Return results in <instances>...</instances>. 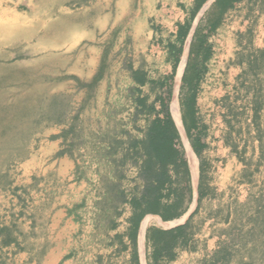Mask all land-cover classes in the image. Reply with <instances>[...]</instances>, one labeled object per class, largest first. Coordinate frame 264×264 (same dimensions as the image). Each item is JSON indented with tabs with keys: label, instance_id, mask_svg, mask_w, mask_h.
I'll list each match as a JSON object with an SVG mask.
<instances>
[{
	"label": "crops",
	"instance_id": "obj_1",
	"mask_svg": "<svg viewBox=\"0 0 264 264\" xmlns=\"http://www.w3.org/2000/svg\"><path fill=\"white\" fill-rule=\"evenodd\" d=\"M41 1L0 0V6L9 4V10L3 12L27 20L24 27L30 21L28 17H33L34 25L42 23L40 28H44L46 20H56L58 10L55 11L54 5L40 6ZM252 1L241 0L228 11L221 27L209 38L212 57L206 64L197 96L198 128L205 143L198 158L186 140L184 147L180 113L178 121L172 115L180 128L187 157L192 194L189 206L181 217L169 222H162L157 216L144 217L134 246L128 237L130 206L121 203L119 214L109 220L108 227L107 213L102 208L106 198L103 176L111 165L101 156L109 142H123L124 146L125 139L114 136L104 143L82 141L81 146L75 144L72 135L63 140L62 133L69 127L71 117L66 111L64 122L58 123L56 106L51 105V99L59 95L56 48H44L35 55L42 70V85L37 97L39 103L29 107L36 111L34 117L24 113L15 117L16 113H12L4 124V128L12 127L9 132L18 128V135L13 134L18 144L7 153L11 158L0 169L4 188L2 207L7 210L0 223L4 234L0 235V245L2 252L12 259L7 261H11L9 264H147L146 230L150 227L171 230L184 225L191 215L190 240L184 247H178L174 260L166 264H206L225 252L228 253L226 264H264V84L254 85L260 78L264 83V70L259 69L264 64V36L256 41L253 36L244 39L242 34L253 13ZM257 15L260 19H256L253 30H262L260 22L264 13ZM78 39L72 41V49L82 43L83 38ZM174 40L172 37L170 42ZM103 49L91 74L74 76L89 82L97 72ZM164 53L165 62L170 65L166 61V48ZM184 60L185 56L177 69L175 93ZM107 81L104 77L95 95L109 90ZM220 93L239 96L237 110L245 116L232 120L227 115L231 106L221 108ZM175 101L176 95L170 106L171 114ZM254 103L259 104L256 118ZM94 104L89 102L84 110ZM4 128L2 131L7 133ZM13 161L15 166L10 168ZM28 202L30 215L25 212ZM122 222L125 226L121 227ZM6 232L11 241L2 246ZM125 238L130 241V253L126 251ZM0 264L5 263L0 260Z\"/></svg>",
	"mask_w": 264,
	"mask_h": 264
},
{
	"label": "rangeland",
	"instance_id": "obj_2",
	"mask_svg": "<svg viewBox=\"0 0 264 264\" xmlns=\"http://www.w3.org/2000/svg\"><path fill=\"white\" fill-rule=\"evenodd\" d=\"M85 1L42 0L39 4L42 7L49 5L56 7L58 5L55 9V11L58 10L55 16L56 20L51 22L46 20L47 23L45 22L44 28H40L42 23L34 25L33 17H28L30 21L27 22V27H24L27 20L3 12L5 9L9 10V4L0 6V80L4 79L3 82L0 81V169L5 168L4 162L7 153L15 144L13 134L14 132L18 133V128H14V132H3L4 124L11 118L12 113L19 110L25 111V108H28V112L31 113L30 116L34 117L36 111L33 107H29L37 106L39 103L37 97L42 85V70L39 69V63L35 61L37 59L35 55L43 51L44 48H56L54 53L57 54L56 70L59 78L61 76H74V74L88 75L93 72L96 66V58L106 43L110 41L111 34L116 29H118V33L107 57L108 69L105 74L109 90L104 93L100 87L101 92L96 93L94 99L91 100L95 102L93 107L87 108L81 113L80 121L82 122L80 128L77 129L79 136L74 137L75 144L81 146L82 141L93 144L94 140L96 143H104L106 140H111L112 137L117 136L125 139L124 142L127 145L130 140L143 136L146 124L151 117L136 113L132 109L134 106L131 101L126 97L130 83L128 66L131 65L133 69L142 66L149 78L153 80L167 76L171 72V66L167 65L164 59L166 42L172 40L171 36L174 35L176 25L185 18L186 14L179 6L183 5L189 9L192 0ZM56 3L58 4L56 5ZM251 3L253 13H251V18L247 20L242 34L244 39L253 36L254 40L257 41L264 36L262 35L264 33V19L260 22L262 30H253V28L256 19H260L257 12L264 13V0H253ZM4 18L8 21L2 22L1 20ZM230 21L231 18L229 17ZM116 26L120 28H115ZM78 38H83L82 43L77 48L72 49V41ZM53 42L56 44L53 45ZM19 58L20 60H18ZM18 61L20 62L19 65L15 63ZM259 69L260 71L264 70V64ZM177 78L178 70L176 80ZM254 83L256 87L264 84L261 78ZM58 84L59 95L68 99L66 111L68 116L72 117L84 97V92L77 90L72 81L62 84V81L58 80ZM175 88L176 84L173 90L174 96L177 94L178 104V91L175 93ZM141 92L143 95H149V102L152 101L153 95L149 93L146 87L141 88ZM229 96L218 94L222 106L220 107L227 109V106H231L227 115L230 114L234 121L244 117L245 114L241 115L237 110V102L240 97L236 94ZM8 104L15 107L11 108ZM108 113L111 114L110 117L107 116ZM205 115L203 114V116ZM254 132L256 133V130ZM182 140L185 146L183 135ZM125 147L124 151L119 149L120 155L125 154ZM133 164L136 163L128 159L123 168L126 175L123 189L127 194L130 193L129 186L133 183V179L128 173V167ZM13 166H15L14 161L9 167L13 168ZM1 180L0 177V223L3 222L7 211L2 207L4 188L1 187ZM15 204H17L16 200ZM29 206V202L25 204V207H28L25 209L28 215L32 213ZM198 220H202V218ZM9 259H11L10 256L2 252L0 245L1 262L9 264L11 262H7Z\"/></svg>",
	"mask_w": 264,
	"mask_h": 264
},
{
	"label": "trees",
	"instance_id": "obj_3",
	"mask_svg": "<svg viewBox=\"0 0 264 264\" xmlns=\"http://www.w3.org/2000/svg\"><path fill=\"white\" fill-rule=\"evenodd\" d=\"M207 1L193 0L189 9L183 5L179 6L186 13V17L182 23L176 25V32L172 36L175 38L174 42L169 40L166 45L168 54L166 61L171 65L169 75L153 80L149 78L142 66L136 69H133L131 65L128 66L130 86L126 97L131 101L136 113L144 114L152 119L148 120L141 139L130 140L124 146L122 142H109L108 147L103 150L101 157L111 166H108L110 168L103 176L106 198L102 208L107 213L106 224L108 227L109 220L119 214L117 209L121 203H127L130 206L128 237L133 246L136 243L137 232L144 217L147 215L157 216L162 222L177 219L186 212L192 197L187 157L180 133L170 114V103L185 43L195 18ZM240 1L214 0L197 21L188 45L186 62L178 88V106L186 140L197 158L205 148L204 137L198 128L200 119L197 110V96L200 82L207 70L206 64L212 57L209 38L221 27L228 11L236 8ZM117 33L118 29L112 32L110 41L103 49L97 72L89 82H82L75 76H64L58 79L60 81L70 80L75 84L77 90H85L81 104L70 119L69 127L62 133L63 140L69 135L79 136L77 133L81 124L79 118L87 104L94 99L95 89L105 77L108 69L107 57L116 40ZM0 81L3 82L4 79ZM144 87L153 95L151 102H149L150 96L143 95L141 92V88ZM254 104L253 117L256 118L259 104ZM51 105L56 106L57 122H64L67 115L68 99L63 95H58L51 99ZM51 111L52 114H55L52 108ZM18 112H15V117H20L23 113L31 114L28 110H19ZM107 116L110 117L111 114L108 113ZM11 128V126H7L4 129L10 131ZM17 144L18 142L12 147H16ZM124 147L126 148L125 154L120 155L119 149L124 151ZM10 158V156H6L5 162ZM128 159L136 163L133 165H137L138 162V182L129 194L123 189L126 179L123 168ZM201 195L199 189V197ZM191 218L192 215L184 225L171 230L164 231L151 227L146 230L145 240L149 245V252L146 254L147 264H166L174 260L175 250L178 247H184L193 234ZM2 234L3 231L0 230V235ZM10 241V235L6 232L2 246L8 245ZM136 257L135 251L133 259L135 260ZM227 257L228 253L225 252L220 258L213 259L206 264H226Z\"/></svg>",
	"mask_w": 264,
	"mask_h": 264
},
{
	"label": "water",
	"instance_id": "obj_4",
	"mask_svg": "<svg viewBox=\"0 0 264 264\" xmlns=\"http://www.w3.org/2000/svg\"><path fill=\"white\" fill-rule=\"evenodd\" d=\"M210 0H208L206 3H205V5L209 2ZM214 0H212L207 6H203V8L200 10V12L198 13V15H197V17L195 18V21H194V23H193V26H192V28H191V31H190V34H189V36H188V39H187V41H186V43H185V47H184V52H183V54H182V59H181V61H180V63L182 62V60H183V57L185 56V60H184V66H185V62H186V57H187V52H188V45H189V42H190V39H191V36H192V33H193V31H194V28H195V26H196V24H197V21L199 20V18L201 17V15L203 14V12L206 10V8L213 2ZM187 44V45H186ZM180 63H179V66H180ZM179 66H178V68H179ZM184 66H183V69H184ZM183 69H182V72H183ZM182 72H181V75H180V78H181V76H182ZM180 78H179V82H178V88H179V85H180ZM177 83V80L175 79V83H174V86H175V84ZM174 86H173V89H174ZM178 88H177V91H178ZM177 93V92H176ZM177 95V94H176ZM174 96V90H173V95H172V97ZM171 106V105H170ZM170 114H171V110H170ZM171 116H172V114H171ZM173 118V117H172ZM175 122V121H174ZM175 125H176V127L178 128V130H179V132L181 133V131H180V128L177 126V124L175 123ZM180 125H181V120H180ZM181 129H182V132H183V135H184V138H185V140H186V137H185V134H184V131H183V128H182V125H181ZM181 136H182V134H181ZM187 141V140H186ZM185 147V146H184Z\"/></svg>",
	"mask_w": 264,
	"mask_h": 264
},
{
	"label": "built area",
	"instance_id": "obj_5",
	"mask_svg": "<svg viewBox=\"0 0 264 264\" xmlns=\"http://www.w3.org/2000/svg\"><path fill=\"white\" fill-rule=\"evenodd\" d=\"M133 110H134V107L132 108ZM129 127V126H128ZM142 138V136H140L139 138H137V140L138 139H141ZM81 154H82V156H83V152L81 151ZM138 165V164H137ZM137 165H130V167H128V173H129V175H131V177H132V179H133V183H131L130 184V189H132L136 184H137V182H138V166ZM131 191V190H130ZM164 203L166 202L165 200L163 201ZM125 205H128L127 203L125 204ZM123 226L124 225V223L122 222L121 224H120V226ZM121 226V227H122ZM125 226V225H124ZM125 244H126V247H127V249H126V251L128 252V253H130V241L127 239V238H125ZM127 253V254H128Z\"/></svg>",
	"mask_w": 264,
	"mask_h": 264
},
{
	"label": "bare ground",
	"instance_id": "obj_6",
	"mask_svg": "<svg viewBox=\"0 0 264 264\" xmlns=\"http://www.w3.org/2000/svg\"><path fill=\"white\" fill-rule=\"evenodd\" d=\"M15 2V1H14ZM25 2V1H24ZM38 2V1H37ZM16 4H17V2H16ZM58 3H56V5H57ZM65 4V3H64ZM30 6V5H29ZM58 6V5H57ZM56 6V7H57ZM23 10V9H22ZM53 13V12H52ZM53 23V22H52ZM51 24V23H50ZM51 27H52V25H51ZM50 27V28H51ZM13 57V56H12ZM172 115H173V117L175 118V120L176 121H178V119H179V110H178V104L176 103V101L174 102V104L172 105Z\"/></svg>",
	"mask_w": 264,
	"mask_h": 264
}]
</instances>
